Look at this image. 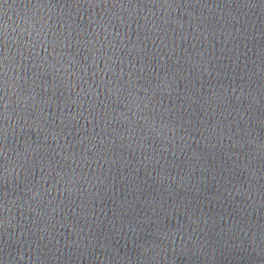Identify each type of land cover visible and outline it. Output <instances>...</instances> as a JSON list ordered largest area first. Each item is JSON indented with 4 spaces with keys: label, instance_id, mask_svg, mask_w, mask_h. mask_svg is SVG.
I'll return each mask as SVG.
<instances>
[{
    "label": "water",
    "instance_id": "1",
    "mask_svg": "<svg viewBox=\"0 0 264 264\" xmlns=\"http://www.w3.org/2000/svg\"><path fill=\"white\" fill-rule=\"evenodd\" d=\"M0 264H264V0H0Z\"/></svg>",
    "mask_w": 264,
    "mask_h": 264
}]
</instances>
